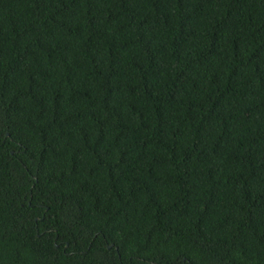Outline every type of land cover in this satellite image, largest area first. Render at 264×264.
I'll return each mask as SVG.
<instances>
[{
  "label": "trees",
  "instance_id": "trees-1",
  "mask_svg": "<svg viewBox=\"0 0 264 264\" xmlns=\"http://www.w3.org/2000/svg\"><path fill=\"white\" fill-rule=\"evenodd\" d=\"M0 264H264V0H0Z\"/></svg>",
  "mask_w": 264,
  "mask_h": 264
}]
</instances>
